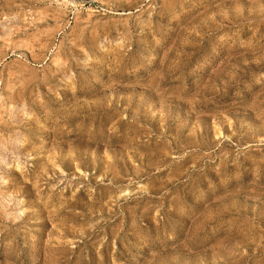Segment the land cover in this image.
<instances>
[{"label": "rangeland", "instance_id": "rangeland-1", "mask_svg": "<svg viewBox=\"0 0 264 264\" xmlns=\"http://www.w3.org/2000/svg\"><path fill=\"white\" fill-rule=\"evenodd\" d=\"M0 264H264V0H0Z\"/></svg>", "mask_w": 264, "mask_h": 264}]
</instances>
